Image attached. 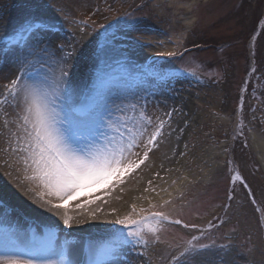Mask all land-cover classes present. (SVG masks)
I'll use <instances>...</instances> for the list:
<instances>
[{
  "label": "rangeland",
  "instance_id": "374dc122",
  "mask_svg": "<svg viewBox=\"0 0 264 264\" xmlns=\"http://www.w3.org/2000/svg\"><path fill=\"white\" fill-rule=\"evenodd\" d=\"M44 1L46 4L41 6L19 0H0V32L8 26L5 24L10 16L15 14L22 18L24 15L50 13L48 10L58 2ZM69 1H65L70 8L67 16L79 23L67 24L65 16L55 13L65 23L64 28L78 32L77 37L91 39L94 46L107 45L118 51L114 60L97 70L105 73L100 74L99 79L107 78L109 74L116 75L114 72L118 68L125 67L127 70L119 80H125L124 84H127L129 78L126 77L131 73H140V69L143 71L142 61L128 50L127 43L131 46L136 43L135 37L132 41H126L132 37L130 32L153 27L157 29L156 33L163 36L182 27L180 34H185L182 53H186L174 64L172 61L167 64L168 60L162 63L164 66L184 68L189 74H180L167 83L175 90L176 100L188 103L187 109L183 108L185 115L183 113L184 117L180 120L187 129L180 140L181 177L176 178L175 171H172L171 179L174 181L169 177L170 181L165 182L170 186L148 184L144 194L133 192L132 200L137 212L140 209L137 203L142 201L143 208L164 211L171 220L181 221L174 225L168 222L156 225L162 241L183 245L196 236L198 241L193 243L198 247L215 242L217 247L208 249L198 257L203 264H227L229 255L234 259V264H256V253L262 255V260L257 263L264 264V225L260 221L264 213V168L254 148L256 144L264 143V0H175L173 3L171 0ZM186 4L192 5L191 10ZM16 22V27H19L21 21ZM83 25H88L91 33L79 34L78 30L83 29ZM114 25L115 32L104 36L109 26ZM38 63L41 64L40 61ZM152 69L156 70L154 67ZM38 75L40 78L41 73ZM204 88L208 91L201 92ZM66 93H70V90L67 89ZM217 93L224 99L216 112L212 98ZM237 173L242 179L233 181L232 177ZM7 179L8 176L0 175V197L13 209H18L12 198L4 194L3 186H9ZM172 189L175 193L169 196ZM165 193L168 196L163 195ZM97 197L106 200L115 196L112 192H106L95 196V200ZM132 205L125 203L119 209L121 217L131 212ZM152 205L157 207L152 208ZM257 207L260 212L256 210ZM68 208L71 211L74 206L68 205ZM18 213V220H22L20 215L24 216L25 213L27 217L24 209H18ZM71 214H76L75 208ZM29 219L35 221V218ZM18 220L7 223L11 228L23 232V226L27 227L28 222ZM41 222L55 226L58 232L63 231L68 237L74 235L69 233L72 230L81 231L79 224L68 229L62 221ZM184 224L189 227L185 228ZM86 225L93 230L94 236L87 241L94 247L111 240L117 229L122 230L120 225L111 221L104 223L105 228L95 226L93 221H88ZM227 243L231 244V251L222 254L218 246ZM124 249L130 253L136 251L142 264H167V255L172 251L167 244H157L155 241H151L147 247ZM120 252L117 258L121 257ZM211 256L216 257L217 261L210 259L207 263L202 259Z\"/></svg>",
  "mask_w": 264,
  "mask_h": 264
},
{
  "label": "snow or ice",
  "instance_id": "6c2138e0",
  "mask_svg": "<svg viewBox=\"0 0 264 264\" xmlns=\"http://www.w3.org/2000/svg\"><path fill=\"white\" fill-rule=\"evenodd\" d=\"M134 39L137 43L142 42L139 37ZM2 43L5 54L13 50L20 53L15 78L0 85L3 175L11 177L15 189L39 209L57 216L68 229L82 222L78 216L99 219L103 207L96 200L103 204L108 201L102 197L94 200L91 192L105 188L110 194L124 183L125 175L139 169L149 159V153L159 147L171 113H165L163 117L149 114L146 104L139 101L108 104L99 92L87 106L69 107L65 111L59 101L67 92L68 64L75 55L76 44L66 49L55 25L38 13L30 14ZM30 58L52 61L58 68V75L53 74L51 79L48 76L38 78L30 70L34 62ZM113 178H116L115 185H111ZM232 179L242 178L237 173ZM3 189L5 195H16L7 184ZM86 193L87 199L75 204L76 214H70L69 202L80 201ZM0 204L6 206L7 201L0 198ZM156 207L152 205V208ZM256 210L261 211L258 207ZM112 211L114 213L115 209ZM165 221L181 223L171 220L164 211L140 208L137 212L133 204L131 212L123 217L117 215L111 221L122 228L115 231L111 240L98 247L91 243L87 245L86 264H114L125 246L147 247L151 241L165 243L172 249L167 255V264H203L198 257L217 247L215 242L198 247L193 243L198 241L196 236L183 245L162 241L156 225ZM260 221L264 225V213ZM72 245L73 242L67 239L58 242L53 231L22 232L5 226L0 228V264H79ZM231 247L230 243L220 244L218 250L227 254Z\"/></svg>",
  "mask_w": 264,
  "mask_h": 264
},
{
  "label": "bare ground",
  "instance_id": "6f19581e",
  "mask_svg": "<svg viewBox=\"0 0 264 264\" xmlns=\"http://www.w3.org/2000/svg\"><path fill=\"white\" fill-rule=\"evenodd\" d=\"M20 2H25L27 4H34V5H45L46 2L44 0H37L36 4L35 0H19ZM62 1V2H61ZM70 2L69 0H58V2H55L54 7H52L50 10H48L50 13H42L40 14L48 23L54 24L55 27L59 26L56 23H53L52 21H58L62 20L60 19L57 14L65 16L67 19L68 24H73V20L71 17L67 16V11H70L69 4L66 3ZM73 1V0H72ZM175 0H171V3H173ZM85 4V3H84ZM178 4L181 6V3L178 2ZM56 6V7H55ZM185 6V5H184ZM188 10H191L192 5H187ZM185 6V7H186ZM72 9V8H71ZM55 11V12H54ZM24 15V14H23ZM29 16V15H28ZM27 15H24L22 18H19L18 15H13L8 18V23L5 25H8L7 27H2L6 29H2V33L0 32V36L5 35L8 36V34H11L15 31L17 28V22L14 23L16 20H20L21 23L28 17ZM58 17V18H55ZM54 19V20H53ZM13 22V23H12ZM63 23V22H62ZM191 24V23H186ZM60 27V26H59ZM57 29V28H56ZM182 27L179 26L178 30H173L171 34H165L163 36H160L158 33L151 32V30H144V31H135L134 33H131V41L135 37L141 38V43H135L131 46L130 43H128V50L131 52V55L137 57L141 61H146L150 58H157V57H164L168 56L166 53L168 52H175L177 53L179 50H181L184 46V39L185 34L181 33ZM79 34H86L91 33L89 29L87 28H80ZM78 32L68 31L62 28V31H58L59 38L65 42L66 49L69 48L72 44H76V52L75 55L71 58L68 64L69 68V75L66 82V88L71 90L70 93H66L64 95V99L62 101H59L61 106L64 108L65 111L68 110L69 106H71L74 103L75 105H82V104H88L90 100L84 95V93L76 94L74 91L80 89L83 84H94L95 78L93 76H98V74H90L87 75V71L85 73V68L88 65L89 61L90 63L93 62V66L95 68L92 69V72L95 70H99V68H105L107 63L109 61L114 60V56L117 54V49L112 48L110 46H100L98 47V50L95 52V48L90 41L91 39H88L87 37H77ZM78 41V43H76ZM4 46L0 45V85L7 83V81L11 78H15V75L17 74V69L19 67L18 64V56L20 55L19 51L13 50L5 54L3 52ZM90 56L92 58L90 59ZM77 60H74V59ZM33 59V66L31 67V72L39 78V73H41L40 78H43L45 76H48L49 79H51V76L53 74L58 75V68L56 64H54L52 61L45 62L44 60H40L38 58H30ZM35 60H38L35 62ZM41 62L39 65L38 62ZM85 65V68H82L83 64ZM38 68H37V67ZM123 68V67H122ZM125 68V67H124ZM99 84V83H98ZM160 85V86H159ZM98 85H95V88H97ZM96 91L93 93V98L96 97L97 93L99 92L101 94V88L95 89ZM208 89H202L201 92H207ZM107 94L105 99V102H109L108 104H111L113 102L119 104L122 101L132 100V101H139L141 104H146L147 106V112L149 114H155L158 116L163 117L165 113H171V119L170 121H167L166 127H165V135L160 138L159 140V147L154 148L151 153H149V159L141 165L139 169L134 170L132 173L127 174L123 177L124 183L121 186L115 187L112 192V194L115 196L111 199H106L108 201V204H103L100 200L96 201L97 203L101 204V207H103V212L100 213L99 219H91V218H85L78 216L77 218L80 219L82 222L79 223L78 228L81 229V231H68L71 234H74L70 237L69 235L62 232H58V242L62 243L65 239L71 241L73 240V248L76 251L75 259L78 260L79 264H86V261L88 259V254L86 253L85 249L86 246L83 244L86 235H93V230L90 228V226H87L86 223L88 221H93V224L97 227L102 226L105 228L104 223L107 221H112L117 215L121 216L119 209H122L125 203H133V192H137V194L142 195L144 194V189L148 184L151 183L157 184V186H170L171 184L165 183L169 182L172 176V171H175L176 178L181 177L180 170L182 169L183 163L180 162V154L182 153V148L180 146V140L183 136L184 130H187L184 128L183 123H180L182 119V114L185 112L183 111V108L187 109V104L183 100H176V98L172 97V91L167 90L164 86L159 84L155 79L145 76L143 80H137L136 82H131L128 80V84L125 85V87H122L120 85L115 86H108L107 87ZM223 96L220 93L213 94V104L214 108L217 111H219V106L223 101ZM201 100V99H200ZM2 117V116H1ZM184 117V116H183ZM191 119V116H190ZM2 120V119H0ZM174 121V124L172 122ZM182 143V141H181ZM256 156H258L260 164L264 168V143L259 144L254 147ZM4 172V166L2 163V160H0V175H3ZM173 173V174H174ZM5 177V175H4ZM170 177V179H169ZM159 178H165V179H159ZM159 179V180H158ZM168 180V181H164ZM9 183L8 188L11 189L13 192L16 193L14 197L8 196V198H12V202L15 206H19V208L24 209L28 215L36 218L41 219L47 223L50 222H57L61 220L55 216L52 213L46 212L42 209H39L30 199L25 197L19 190L15 189L14 183L12 182V178L8 177L6 180ZM5 181V183H7ZM151 181V183H149ZM171 181H174V179H171ZM116 184V178H113L111 181V185ZM179 187V186H178ZM105 188H96L91 192L92 198L95 200V196L106 193ZM175 193V190L172 189V192H170L169 196H173ZM87 193L85 195H82L80 198V201H72L69 202V205L72 207L78 202L85 201L87 199ZM165 196H168L167 193L163 194ZM104 198V197H102ZM139 208H143V203L140 201L137 203ZM92 208L95 207V205L91 206ZM72 208L70 211V214L72 213ZM113 209H115L116 213H113ZM86 215H87V210ZM4 215V210H0V216ZM12 219H14L12 217ZM0 221H2L0 217ZM6 220L4 219V222ZM101 228V229H104ZM30 229V228H29ZM25 230L24 232H31V230ZM83 255H85V258H83ZM204 262L212 259L215 261L217 258L214 256L211 257H205ZM259 260H262V255L256 253V264ZM217 261V260H216ZM227 264H234V259L229 255L227 256L226 260ZM114 264H142L138 261V258L134 256L133 254H123L122 261L119 262L117 259H115Z\"/></svg>",
  "mask_w": 264,
  "mask_h": 264
}]
</instances>
